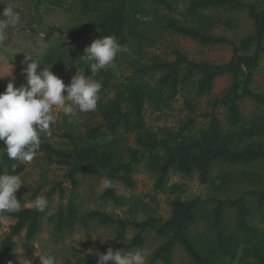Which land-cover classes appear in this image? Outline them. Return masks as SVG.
<instances>
[{"label": "trees", "instance_id": "16d2710c", "mask_svg": "<svg viewBox=\"0 0 264 264\" xmlns=\"http://www.w3.org/2000/svg\"><path fill=\"white\" fill-rule=\"evenodd\" d=\"M144 0H81L82 14L86 22L75 28L68 37V45L79 68L86 76L92 77L87 64L82 61L83 53H78L81 42L90 36L102 38L115 36L121 45L128 41V34ZM168 15H158L157 24L162 31L187 38L202 46L225 45L232 49V57L225 64H210L189 60L178 50H174L173 60L161 61L154 57L148 65L140 66L135 73L138 78H129L116 85L112 98L97 105L100 123L88 128L82 135L65 134L68 150L55 148L48 142H41L37 153L43 155L47 164L64 169L63 180L53 184L45 193L48 208L38 212L34 208H21L18 213L8 215L13 221L9 233L0 241V264L15 263V238L24 233L26 243L36 239L44 221L52 224L56 234L72 231L77 223L87 226L91 221L100 226L114 227L119 237L126 234L127 228L135 230L129 241L115 246L113 251L124 252L144 249V234L152 231L165 239L151 254V262L172 263V253L179 246L189 258V264H264V221L262 227L251 224L249 220L256 214L264 217V189L242 193L233 199L199 198L183 199L181 185H169V174L179 173L191 176L196 173L202 184L209 180L210 170L215 163L231 166H246L264 162V114L252 115L244 119L240 103L251 99L264 107V95L250 88L261 58H264V0L261 4L247 3L243 0H185V8L177 13L176 7L166 0H153ZM219 11L244 12L251 23L252 33L239 41L217 35L214 30H235L238 22L232 17L224 20ZM176 12L179 18L170 14ZM61 33L60 30L56 29ZM113 71L102 69L94 77L105 90ZM157 75L153 86L146 84L145 77ZM228 75L231 83L224 94L214 99L212 109L203 115V123L197 122L195 107L186 102L190 118L178 129L153 131L145 124L144 107L152 101L158 109H168L170 103L191 79L197 77L195 94L208 95L215 79ZM4 92L0 86V93ZM221 107L226 112L227 129L218 119L215 110ZM133 143L127 144V137ZM0 142V148H3ZM18 163L0 156V168L4 173H12V164ZM144 166L154 178V190L172 196L169 218L149 216L142 221H127L114 218L103 212L93 210L80 214L77 204L70 199L66 206L48 216V211L57 194L62 199V184L68 182L71 190L78 186L77 177L88 174L104 179L110 178L114 187L103 191L102 201L121 205L123 198L117 193V185L128 189L135 187L133 174ZM25 166L18 163L15 172L20 175ZM220 184L229 186L230 180L220 178ZM17 199H24L16 193ZM255 199V207L249 205L246 197ZM209 204L207 224L210 234L192 238L191 228L196 224L203 206ZM235 216L234 226H226V212ZM75 264H97L82 263Z\"/></svg>", "mask_w": 264, "mask_h": 264}, {"label": "rangeland", "instance_id": "374dc122", "mask_svg": "<svg viewBox=\"0 0 264 264\" xmlns=\"http://www.w3.org/2000/svg\"><path fill=\"white\" fill-rule=\"evenodd\" d=\"M180 13L185 8V0H166ZM247 3L261 4L263 0H243ZM81 0H0V12L4 8H13L19 13L20 22L11 25L4 34L3 44H0V86L6 89L9 82L15 87L24 83V76L21 74L22 67L30 63L31 59H37L42 67H51V71L61 78L67 85L71 78L80 72L79 61L74 57L68 45L70 33L79 25L86 22L82 14ZM141 9L136 16L137 23L133 25L128 34V41L124 45L128 51L119 53L114 61V66L109 65L105 71H113L114 75L105 90H100L98 103L104 102L114 95V87L125 83L129 78H138L135 71L143 65H148L152 58L157 57L161 61L173 60L172 52L178 50L189 60L195 62H207L210 64H225L232 57V49L229 46H202L192 40L183 38L166 31H162L157 24L158 15H168L166 11L159 8L153 0H144ZM174 12L172 17L179 18ZM221 19L232 17L238 22L235 30H224L218 27L214 30L217 35H222L230 40L239 41L252 33V26L244 12L240 11H219L216 13ZM56 29L60 32L55 31ZM40 33H43L41 38ZM99 39L94 36L85 38L78 49V53L84 54V49L93 40ZM84 59H82L83 61ZM84 63L89 64L84 60ZM10 66H12L10 68ZM146 84L153 86L157 81V75L145 77ZM197 77L183 87L168 109H158L152 101H147L144 107L145 124L153 131L160 129L176 130L190 118L185 103L189 102L195 107L198 115L197 122L203 123V115L208 114L212 109L214 99L221 97L228 89L231 78L228 75L221 76L214 80L211 92L208 95L197 97L195 86ZM250 88L256 93L264 95V58H261L258 70L253 77ZM66 95V93H62ZM97 103V105H98ZM240 110L244 119L252 115L264 114V107L257 105L251 99H244L240 103ZM215 113L220 120L223 129H227L226 112L218 107ZM55 123L51 125L50 136L41 134V142H48L60 150H68L69 143L64 138L65 134L75 136L82 135L88 128L100 123L97 107L94 111L81 112L74 108L71 114L65 115L61 110L53 108ZM133 143V137H127V144ZM25 169L19 176L23 185L19 195L25 200L23 208H34L32 202L37 196H44L53 188V184L63 180L64 169L55 165L47 164L41 153H37L30 163H22ZM0 168V174H3ZM226 177L230 185L220 184V178ZM78 186L71 190L68 182L62 184L64 196L61 198L56 194L48 211V216L54 214L60 206H66L70 199L77 204L80 214L97 210L114 218L127 221H142L149 216L167 219L170 216V201L172 196L156 192L154 190V178L144 166H140L133 174L135 187L128 189L122 184L117 185V193L123 198L121 205H115L110 201H102L103 194L102 178L80 174ZM169 185H181L184 188L183 199L191 200L199 198L208 199H233L242 193L250 191H261L264 189V162H255L246 166H231L224 163L213 164L209 180L202 184L198 174L184 176L179 173L169 174ZM248 204L255 207V199L246 197ZM209 204L203 206L202 212L196 224L191 228V236H203L210 234L207 217L209 215ZM226 226L231 230L234 226L235 216L233 212H226ZM264 217L256 214L249 220L251 224L262 227ZM13 224L10 219H0V241L9 233V227ZM135 233L132 227H128L126 234L119 237L114 227L100 226L91 221L87 226L77 223L72 231H66L58 235L55 233L52 224L44 221L36 239L26 243L24 233L15 238V253L19 264L21 257L31 260L32 264H40L38 256L41 253L51 254L56 259V264L95 263L96 253H106L108 248L112 250L118 244L129 241ZM101 239H100V238ZM104 239L106 240L103 243ZM165 239L157 236L152 231L144 234V250L148 252L146 264H163L151 262V254L160 246ZM21 250L18 253V250ZM190 260L184 251L176 246L172 253L171 264H189ZM112 264V262H108Z\"/></svg>", "mask_w": 264, "mask_h": 264}, {"label": "clouds", "instance_id": "9594fccd", "mask_svg": "<svg viewBox=\"0 0 264 264\" xmlns=\"http://www.w3.org/2000/svg\"><path fill=\"white\" fill-rule=\"evenodd\" d=\"M20 22L19 13L13 8H4L0 12V44H3L4 34L11 25ZM41 38L43 33H40ZM128 49L121 45L115 36L107 35L95 39L84 49L82 58L89 64L92 77L113 65L119 53ZM22 67L21 74L24 83L15 87L9 82L4 92L0 93V156L18 163H30L35 158L41 145V134L50 136L51 125L55 123L53 108L61 110L65 115L71 114L74 108L81 112L94 111L99 100L102 84L96 79L86 76L82 71L76 72L66 85L64 81L51 71V67H41L37 59H31ZM12 66H10L11 68ZM66 93V95H62ZM12 164V173L18 166ZM0 174V219H7L9 214L18 213L21 200L16 193L24 186L21 177L17 174ZM105 190L114 187L110 178L102 180ZM38 212L48 208L45 196H37L32 202ZM100 238V237H99ZM101 239V238H100ZM104 239L101 242L103 243ZM21 250H18V253ZM97 264H146L148 252L144 249L124 252L113 251L108 248L106 253H96ZM40 264H56V259L51 254L41 253L38 256ZM19 264H32L31 260L21 257Z\"/></svg>", "mask_w": 264, "mask_h": 264}]
</instances>
